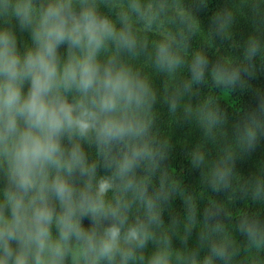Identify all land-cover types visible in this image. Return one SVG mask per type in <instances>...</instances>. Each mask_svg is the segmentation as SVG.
<instances>
[{"label": "clouds", "instance_id": "clouds-1", "mask_svg": "<svg viewBox=\"0 0 264 264\" xmlns=\"http://www.w3.org/2000/svg\"><path fill=\"white\" fill-rule=\"evenodd\" d=\"M242 3L264 21V0ZM232 20L231 11L213 17L221 35ZM198 27L181 0H0V264H229L235 249L227 241L210 245L202 259L173 247L168 233L179 221L166 224L163 211L179 185L164 167L170 146L153 131L156 91L132 63L148 47L140 34L153 32L161 37L154 65L174 78ZM17 30L27 34L23 49ZM242 55L234 67L196 52L183 91L210 79L235 93L257 79V60L264 66L259 36L248 37ZM181 94L167 100L171 113ZM253 101L235 127L248 152L264 136V95ZM197 114L209 132L221 122L208 105ZM204 161L193 153L194 168ZM231 178L232 166L221 162L208 186L220 193ZM252 199L264 200V181L253 185ZM183 202L190 229L195 205L191 196ZM238 231L250 254L264 250L259 220L244 219Z\"/></svg>", "mask_w": 264, "mask_h": 264}, {"label": "trees", "instance_id": "trees-1", "mask_svg": "<svg viewBox=\"0 0 264 264\" xmlns=\"http://www.w3.org/2000/svg\"><path fill=\"white\" fill-rule=\"evenodd\" d=\"M186 12L198 21V30L190 34L187 55L184 56L185 66L177 70L174 78L167 73L158 71L154 65L153 42L161 37L153 32L141 33L147 39L148 47L140 57L132 61L134 67L147 77L157 94V104L154 107L153 131L161 141H166L169 147V158L165 169L170 173V183L179 185L169 203L164 206V219L179 221L178 228H170L169 236L173 247L187 255L198 252L202 259L208 254L209 246L223 241L228 242V250L235 249V254L229 264H264V250L247 251V239L238 231L239 224L244 220H259L264 225V200L252 199L253 185L257 180L264 181V136H261L254 152H248L237 144L235 127L244 121L253 104V96L264 95V66L255 62L257 79L248 80L244 87L235 93L219 91L212 86L210 79L206 84L193 85L191 92H184V84L190 79L188 64L196 52L205 55L210 64L230 60L233 66L243 64V48L250 35L259 36L264 43V21L252 18L250 8L242 0H181ZM107 12L106 8H101ZM228 11L233 14V20L227 32L223 35L214 23V16H224ZM254 25L259 26V32ZM168 27V26H166ZM21 49L28 42L27 34L17 30ZM183 55V54H182ZM207 76V72H206ZM180 91L177 97L178 107L175 113L168 110L167 100ZM208 105L211 110H218L221 122L207 131L197 114V110ZM191 107V114L185 108ZM195 151L205 156L199 169L192 166V156ZM231 152L232 160H226ZM232 166L230 188L214 193L208 186L207 177L210 171L220 164ZM160 173H157L159 176ZM158 186L157 178H153ZM192 197L195 205V221L188 229V211L184 199ZM205 209L214 213V219L206 220ZM219 224L220 229H216ZM215 229V231H213ZM205 239H201V237ZM149 251H152L151 245ZM214 264H225L214 259Z\"/></svg>", "mask_w": 264, "mask_h": 264}]
</instances>
